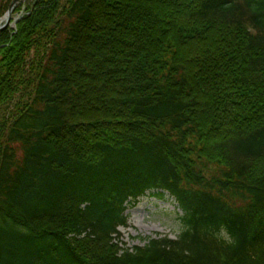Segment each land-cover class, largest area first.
<instances>
[{"label":"trees","instance_id":"16d2710c","mask_svg":"<svg viewBox=\"0 0 264 264\" xmlns=\"http://www.w3.org/2000/svg\"><path fill=\"white\" fill-rule=\"evenodd\" d=\"M22 2L0 33V264H264V0ZM147 193L180 232L125 250Z\"/></svg>","mask_w":264,"mask_h":264},{"label":"rangeland","instance_id":"374dc122","mask_svg":"<svg viewBox=\"0 0 264 264\" xmlns=\"http://www.w3.org/2000/svg\"><path fill=\"white\" fill-rule=\"evenodd\" d=\"M26 6V2H22L13 10L7 27L9 31H15L16 22L28 13ZM2 19L4 16H0ZM181 215L176 203L167 194L163 198H155L147 193L125 205L126 226L118 229L119 236H114L113 243L125 250H132L144 246L148 239H175L180 232Z\"/></svg>","mask_w":264,"mask_h":264},{"label":"water","instance_id":"95a60500","mask_svg":"<svg viewBox=\"0 0 264 264\" xmlns=\"http://www.w3.org/2000/svg\"><path fill=\"white\" fill-rule=\"evenodd\" d=\"M22 1H25V0H12V2L9 5L7 13L4 15L5 20H4L3 25L0 27V33L10 25L11 14L13 10L15 9V7Z\"/></svg>","mask_w":264,"mask_h":264},{"label":"bare ground","instance_id":"6f19581e","mask_svg":"<svg viewBox=\"0 0 264 264\" xmlns=\"http://www.w3.org/2000/svg\"><path fill=\"white\" fill-rule=\"evenodd\" d=\"M5 19L0 20V27L3 25Z\"/></svg>","mask_w":264,"mask_h":264}]
</instances>
